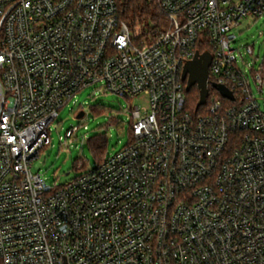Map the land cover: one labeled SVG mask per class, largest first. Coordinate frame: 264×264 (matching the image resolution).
Listing matches in <instances>:
<instances>
[{
  "label": "built area",
  "instance_id": "2783aa9c",
  "mask_svg": "<svg viewBox=\"0 0 264 264\" xmlns=\"http://www.w3.org/2000/svg\"><path fill=\"white\" fill-rule=\"evenodd\" d=\"M158 1L167 26L143 36L117 0H0V264H264V61L233 48L264 0ZM206 52L194 116L183 71ZM91 87L148 102L126 147L50 187L34 165Z\"/></svg>",
  "mask_w": 264,
  "mask_h": 264
},
{
  "label": "rangeland",
  "instance_id": "374dc122",
  "mask_svg": "<svg viewBox=\"0 0 264 264\" xmlns=\"http://www.w3.org/2000/svg\"><path fill=\"white\" fill-rule=\"evenodd\" d=\"M237 42L235 49L254 46L253 57L245 59L250 68L259 70L264 61V17L259 20L247 19L234 31ZM261 34H263L261 36ZM244 53V49L242 51ZM257 63V64H256ZM257 92V91H256ZM257 94V99L264 110V94ZM73 103L64 108L51 127L52 145L41 153L33 171L40 173L50 187L64 186L80 175L78 164L86 163L88 168H95L98 161L90 149L89 141L97 136L107 140L105 159L112 157L131 141V110L147 105L146 98L127 100L116 95H104L91 87L82 92ZM85 108L83 119H79V108ZM206 112V108H202ZM78 128L72 140L66 139L68 130Z\"/></svg>",
  "mask_w": 264,
  "mask_h": 264
},
{
  "label": "trees",
  "instance_id": "16d2710c",
  "mask_svg": "<svg viewBox=\"0 0 264 264\" xmlns=\"http://www.w3.org/2000/svg\"><path fill=\"white\" fill-rule=\"evenodd\" d=\"M118 17L133 32L139 29L143 36H148L155 31L166 28L167 20L158 0H117ZM213 91H211L212 93ZM187 109L194 116L204 111H196L200 101V93L197 87L186 92ZM90 149L94 153L98 164L104 162L107 151V140L105 137L97 136L89 141Z\"/></svg>",
  "mask_w": 264,
  "mask_h": 264
},
{
  "label": "water",
  "instance_id": "95a60500",
  "mask_svg": "<svg viewBox=\"0 0 264 264\" xmlns=\"http://www.w3.org/2000/svg\"><path fill=\"white\" fill-rule=\"evenodd\" d=\"M212 62V56L209 52L204 54H197L196 57L188 62L183 71V82L186 83V91H190L191 88L197 87L200 93V101L197 104L196 111L201 109V107L207 104L209 97V68ZM213 88L216 89L223 98L234 101L235 98L233 94L224 86L213 85ZM84 113H81L78 118L82 119Z\"/></svg>",
  "mask_w": 264,
  "mask_h": 264
}]
</instances>
